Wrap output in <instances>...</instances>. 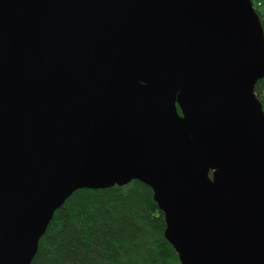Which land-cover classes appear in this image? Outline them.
<instances>
[{"label":"water","instance_id":"95a60500","mask_svg":"<svg viewBox=\"0 0 264 264\" xmlns=\"http://www.w3.org/2000/svg\"><path fill=\"white\" fill-rule=\"evenodd\" d=\"M263 78L251 0H0V264L135 180L180 264H264Z\"/></svg>","mask_w":264,"mask_h":264},{"label":"trees","instance_id":"16d2710c","mask_svg":"<svg viewBox=\"0 0 264 264\" xmlns=\"http://www.w3.org/2000/svg\"><path fill=\"white\" fill-rule=\"evenodd\" d=\"M251 1L264 34V0ZM254 93L264 111V78ZM155 203L151 188L136 180L77 190L55 211L31 264H180Z\"/></svg>","mask_w":264,"mask_h":264}]
</instances>
